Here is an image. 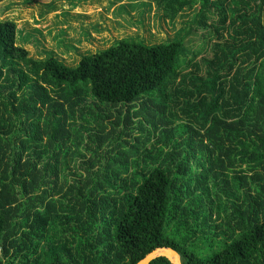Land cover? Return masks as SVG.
Segmentation results:
<instances>
[{
    "label": "trees",
    "instance_id": "16d2710c",
    "mask_svg": "<svg viewBox=\"0 0 264 264\" xmlns=\"http://www.w3.org/2000/svg\"><path fill=\"white\" fill-rule=\"evenodd\" d=\"M153 1L180 38L74 67L0 20V264H264V0Z\"/></svg>",
    "mask_w": 264,
    "mask_h": 264
},
{
    "label": "rangeland",
    "instance_id": "374dc122",
    "mask_svg": "<svg viewBox=\"0 0 264 264\" xmlns=\"http://www.w3.org/2000/svg\"><path fill=\"white\" fill-rule=\"evenodd\" d=\"M142 3L149 5L141 6ZM195 12L196 9L184 10L173 22H169L157 12L153 0L0 1V20L16 23L19 45L28 51L29 56L41 58L44 56L40 53L43 50L46 57L53 56L69 67L76 66L82 55L113 46L120 39H135L145 45L178 39ZM88 33L95 34L86 37ZM202 33L198 31L187 38V44L193 50H198L204 42L201 40ZM198 55L197 60L201 54ZM169 110L178 113L171 104ZM107 115L103 121L106 136L111 137L119 129L127 127L135 129L127 138L129 142L134 137H140L137 117L133 116L129 122H119L117 128L116 112Z\"/></svg>",
    "mask_w": 264,
    "mask_h": 264
},
{
    "label": "water",
    "instance_id": "95a60500",
    "mask_svg": "<svg viewBox=\"0 0 264 264\" xmlns=\"http://www.w3.org/2000/svg\"><path fill=\"white\" fill-rule=\"evenodd\" d=\"M157 258H165L170 264H182L180 255L169 247H156L135 264H150Z\"/></svg>",
    "mask_w": 264,
    "mask_h": 264
},
{
    "label": "crops",
    "instance_id": "0c3cea01",
    "mask_svg": "<svg viewBox=\"0 0 264 264\" xmlns=\"http://www.w3.org/2000/svg\"><path fill=\"white\" fill-rule=\"evenodd\" d=\"M44 34H45V33H44ZM46 34H48V33H46ZM46 34H45V35H46ZM90 34H91V35H94L95 33H88V35H87L86 37H89ZM50 39H52V38H51V35H50ZM31 41H32V40H31Z\"/></svg>",
    "mask_w": 264,
    "mask_h": 264
}]
</instances>
